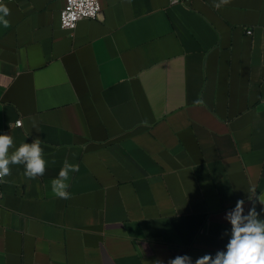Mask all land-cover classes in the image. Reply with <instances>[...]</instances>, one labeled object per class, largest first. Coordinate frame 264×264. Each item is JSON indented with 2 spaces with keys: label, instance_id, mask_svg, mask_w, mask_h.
Masks as SVG:
<instances>
[{
  "label": "crops",
  "instance_id": "obj_1",
  "mask_svg": "<svg viewBox=\"0 0 264 264\" xmlns=\"http://www.w3.org/2000/svg\"><path fill=\"white\" fill-rule=\"evenodd\" d=\"M100 2L70 30L64 0L2 2L0 135L39 138L47 168L4 178L0 264H195L237 200L264 219V0Z\"/></svg>",
  "mask_w": 264,
  "mask_h": 264
},
{
  "label": "clouds",
  "instance_id": "obj_2",
  "mask_svg": "<svg viewBox=\"0 0 264 264\" xmlns=\"http://www.w3.org/2000/svg\"><path fill=\"white\" fill-rule=\"evenodd\" d=\"M230 2L231 0H219V3H214L213 7L219 9ZM9 15L10 9L0 2V24L5 28L11 26L6 18ZM193 103L203 105L204 101L198 98ZM13 146L14 140L11 135H0V183L6 182L4 178L11 175L12 165H24V176L28 179H36L45 174L47 161L44 159V150L39 138L34 139L30 144L22 143L10 153L9 150ZM78 171L79 166L69 163L66 159L57 178L51 181L53 194L62 199L71 198L68 191L70 173ZM252 197L249 199L251 200ZM256 200L264 205V193L256 197ZM244 203L242 199L237 200L234 209L226 214L225 219L231 224V238L226 245V251H217L214 257L205 254L197 258L195 264H264V219L259 218L260 214L256 211L255 203L245 215ZM261 211L264 212V208ZM155 264H163V262L157 260ZM168 264H192V259L188 255H177L170 259Z\"/></svg>",
  "mask_w": 264,
  "mask_h": 264
},
{
  "label": "built area",
  "instance_id": "obj_3",
  "mask_svg": "<svg viewBox=\"0 0 264 264\" xmlns=\"http://www.w3.org/2000/svg\"><path fill=\"white\" fill-rule=\"evenodd\" d=\"M12 1V0H0ZM189 0H169L170 4H187ZM101 12L100 0H64L59 12V24L62 29H73L77 22L84 19H94ZM250 33V31H248ZM20 121L16 125H20ZM2 197V183H0V199Z\"/></svg>",
  "mask_w": 264,
  "mask_h": 264
}]
</instances>
